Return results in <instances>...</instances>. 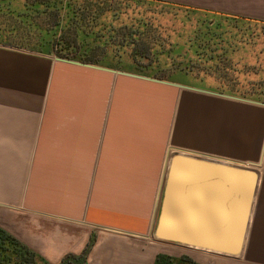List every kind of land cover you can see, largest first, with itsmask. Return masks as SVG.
<instances>
[{"label":"crops","instance_id":"obj_1","mask_svg":"<svg viewBox=\"0 0 264 264\" xmlns=\"http://www.w3.org/2000/svg\"><path fill=\"white\" fill-rule=\"evenodd\" d=\"M1 45V227L51 264H154L173 246L151 233L169 157L183 151L258 171L240 257L264 264V92Z\"/></svg>","mask_w":264,"mask_h":264},{"label":"trees","instance_id":"obj_2","mask_svg":"<svg viewBox=\"0 0 264 264\" xmlns=\"http://www.w3.org/2000/svg\"><path fill=\"white\" fill-rule=\"evenodd\" d=\"M142 1L144 0H0V44L110 66L104 64V56L108 54L106 51L111 35L115 32V21L119 20L117 18L121 14H126L122 11L113 13L112 7L117 5L137 8ZM114 14L117 18L113 17ZM137 15L132 16L130 22L123 21L128 31L121 39L132 49L133 56L148 59L154 57L151 61L157 62L155 56L158 59V52L163 51V38L152 28L153 21L146 19L145 15ZM125 17L129 18L127 15ZM227 21L234 24V28L228 29L222 21H216L204 26L200 35L190 37L193 40L189 46L190 52L207 56V62L234 59L239 50V33L236 34L235 31H240L235 23L241 24V21L235 18H227ZM225 79L230 81L229 77ZM261 92L264 90L261 89ZM66 261L68 260L59 264ZM0 264L51 263L45 262L39 253L0 226ZM154 264L203 263L187 253L179 257L159 253Z\"/></svg>","mask_w":264,"mask_h":264},{"label":"rangeland","instance_id":"obj_3","mask_svg":"<svg viewBox=\"0 0 264 264\" xmlns=\"http://www.w3.org/2000/svg\"><path fill=\"white\" fill-rule=\"evenodd\" d=\"M112 10L113 13L122 11L126 14H121L119 18L115 14L113 16L119 20L115 21V32L111 35L104 64L163 79H181L186 75L192 82L198 84L206 81V85L234 91L239 95H253L256 98L261 96V89L264 90V0H144L137 8L114 5ZM137 12L145 15L149 21H153L152 28L163 38V51L158 52V59L155 56L157 62L151 61L154 57L148 59L133 56L132 49L121 39L128 31L123 21L130 22L131 17H135ZM227 18L241 21V24L235 23L240 31H235L236 34L239 33L237 35L239 50L234 59L207 62V56L190 52L189 46L193 43L190 37L200 35L204 26L222 21L226 28H234V24L228 23ZM5 49L8 48L1 47L0 52ZM138 62L139 64H136ZM227 77L230 78L229 82L225 79ZM1 224L0 222V226L3 225ZM190 249L175 245L161 253L179 257ZM198 251L195 249L190 251L196 261H219L220 264H225L224 259L227 261L233 259L236 261L233 262L234 264H244L243 256L230 258ZM64 264H85V262L81 257L69 259Z\"/></svg>","mask_w":264,"mask_h":264},{"label":"water","instance_id":"obj_4","mask_svg":"<svg viewBox=\"0 0 264 264\" xmlns=\"http://www.w3.org/2000/svg\"><path fill=\"white\" fill-rule=\"evenodd\" d=\"M258 178L254 168L173 152L151 236L173 246L240 257Z\"/></svg>","mask_w":264,"mask_h":264}]
</instances>
